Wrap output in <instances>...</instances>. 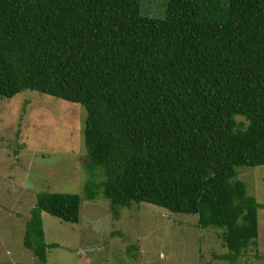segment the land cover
I'll return each instance as SVG.
<instances>
[{"label":"trees","instance_id":"obj_1","mask_svg":"<svg viewBox=\"0 0 264 264\" xmlns=\"http://www.w3.org/2000/svg\"><path fill=\"white\" fill-rule=\"evenodd\" d=\"M22 89L84 107L85 166L110 206L195 212L220 228L216 258L255 244L258 203L235 175L264 163V0H166L163 16L139 0H0V95ZM78 204L35 193L21 242L36 263L56 244L41 211L72 222Z\"/></svg>","mask_w":264,"mask_h":264},{"label":"rangeland","instance_id":"obj_2","mask_svg":"<svg viewBox=\"0 0 264 264\" xmlns=\"http://www.w3.org/2000/svg\"><path fill=\"white\" fill-rule=\"evenodd\" d=\"M166 0H139V12L163 16ZM84 107L36 90L0 95V264H38L21 242L24 221L39 190L76 192V221L41 212L43 264H264V163L237 165L236 177L258 203L255 244L233 260L219 227L199 226L195 212L146 202L109 205L97 182L99 168L85 166ZM237 120L242 117L235 115ZM89 179L93 197L83 184Z\"/></svg>","mask_w":264,"mask_h":264},{"label":"crops","instance_id":"obj_3","mask_svg":"<svg viewBox=\"0 0 264 264\" xmlns=\"http://www.w3.org/2000/svg\"><path fill=\"white\" fill-rule=\"evenodd\" d=\"M42 212V211H41ZM27 219V218H26Z\"/></svg>","mask_w":264,"mask_h":264}]
</instances>
